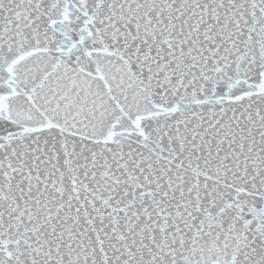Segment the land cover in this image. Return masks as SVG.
I'll list each match as a JSON object with an SVG mask.
<instances>
[{
  "label": "snow or ice",
  "instance_id": "6c2138e0",
  "mask_svg": "<svg viewBox=\"0 0 264 264\" xmlns=\"http://www.w3.org/2000/svg\"><path fill=\"white\" fill-rule=\"evenodd\" d=\"M0 264H264V0H0Z\"/></svg>",
  "mask_w": 264,
  "mask_h": 264
}]
</instances>
